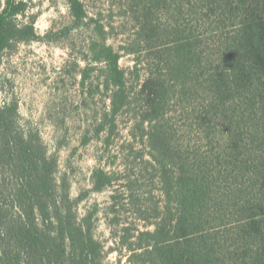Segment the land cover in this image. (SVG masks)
I'll return each mask as SVG.
<instances>
[{
  "label": "trees",
  "instance_id": "1",
  "mask_svg": "<svg viewBox=\"0 0 264 264\" xmlns=\"http://www.w3.org/2000/svg\"><path fill=\"white\" fill-rule=\"evenodd\" d=\"M67 1L83 22L81 1ZM130 1L139 13L130 50L147 77L129 88L99 22L89 52L104 66L96 88L111 92L104 126L135 106L130 132L148 149L158 199L141 204L126 177L128 197L113 192L110 208L135 207L143 230L127 224L117 238L141 264H264V0ZM27 10L6 0L0 56L39 40ZM18 114L17 102L0 105V264H106L93 214L78 213L84 196H72L55 154ZM118 180L98 168L93 191Z\"/></svg>",
  "mask_w": 264,
  "mask_h": 264
},
{
  "label": "rangeland",
  "instance_id": "2",
  "mask_svg": "<svg viewBox=\"0 0 264 264\" xmlns=\"http://www.w3.org/2000/svg\"><path fill=\"white\" fill-rule=\"evenodd\" d=\"M19 1L27 3V16L34 21L40 38L1 54L0 105L18 103L22 126L36 129L58 159L57 176L67 177L74 198L84 196L78 213L81 217L93 214L95 236L104 247L105 263L141 264L117 233L121 235L127 224L143 230V222L134 214L135 207L130 210L120 202L116 210L111 209V196L116 191L117 196L128 197L126 177L130 176V193L150 207V201L158 199L157 182L143 168L148 149L139 139L133 142L131 136L135 106L120 113L114 127L101 121L109 111L111 92L96 88L104 81V66L92 62L89 52V43L95 38L94 25L99 22L106 29L108 44L120 54V67L127 73L129 88L137 87L147 77L143 55L139 57L130 50L138 48L132 45L139 25L137 2L80 0L87 18L74 24L67 0ZM5 4L6 0H0V13ZM83 74L90 75L84 83ZM98 168L118 177L112 188L93 191V173ZM138 169L144 170L140 173ZM113 220L118 224L113 225ZM132 233L135 235L134 230Z\"/></svg>",
  "mask_w": 264,
  "mask_h": 264
}]
</instances>
